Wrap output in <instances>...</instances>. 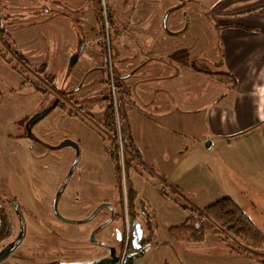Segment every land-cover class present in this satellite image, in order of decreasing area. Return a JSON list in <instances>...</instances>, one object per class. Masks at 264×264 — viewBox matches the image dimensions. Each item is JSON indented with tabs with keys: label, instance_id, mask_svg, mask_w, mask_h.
Returning <instances> with one entry per match:
<instances>
[{
	"label": "rangeland",
	"instance_id": "obj_1",
	"mask_svg": "<svg viewBox=\"0 0 264 264\" xmlns=\"http://www.w3.org/2000/svg\"><path fill=\"white\" fill-rule=\"evenodd\" d=\"M222 1L183 3L214 6ZM116 2L0 0V22L6 34V41L0 40V204L13 225V235L0 242V252L23 234L0 264H98L112 250L121 252L125 223L118 215L117 169L100 124L107 105L104 99L114 90L110 79L116 82L115 96L120 99L109 13ZM128 3L135 5V0ZM108 21L111 27L107 28ZM76 54L79 57L71 66ZM55 104L33 126L35 138H31L27 123ZM256 130L262 137L264 127ZM65 141L77 147L61 146ZM216 149L223 160L226 149L217 138L216 145L206 151L211 155ZM139 174L145 176L140 179L141 192L157 199L153 201L157 211L150 206L159 222L156 241L168 238L171 225L186 220L189 214L182 206L199 212L206 206L180 199L171 208L161 200L162 186L154 184L150 173L133 171L130 182L138 180ZM122 181H127L125 175ZM222 190L231 194L229 187ZM242 190L232 189L231 196L246 209L247 195ZM253 190L264 202V189ZM262 209L256 204L253 216L264 231L256 216ZM222 241L189 243L187 264H199L193 253L216 255L220 260L215 264H256L233 252L232 238ZM160 251L148 243L130 260L134 264H181L173 251Z\"/></svg>",
	"mask_w": 264,
	"mask_h": 264
},
{
	"label": "crops",
	"instance_id": "obj_2",
	"mask_svg": "<svg viewBox=\"0 0 264 264\" xmlns=\"http://www.w3.org/2000/svg\"><path fill=\"white\" fill-rule=\"evenodd\" d=\"M183 1L130 5L117 0L109 9L113 28L125 29H113L112 43L121 122L140 150L138 170L155 177L161 200L171 208L177 203L163 188L178 203L205 205L223 197L234 200L232 189H244L246 209L234 202L257 226L253 213L260 204L256 216L264 225V202L253 190L264 189V133L261 137L256 130L264 127V0H224L214 6ZM216 138L226 149L223 160L217 149L211 155L206 151ZM139 175L133 187L157 211V199L141 192L145 176ZM228 187L227 195L222 189ZM224 238L231 237L211 230L200 244H220ZM158 243L160 252L169 249L181 264L189 263V243L169 236ZM193 254L199 264L220 260L211 253Z\"/></svg>",
	"mask_w": 264,
	"mask_h": 264
},
{
	"label": "trees",
	"instance_id": "obj_3",
	"mask_svg": "<svg viewBox=\"0 0 264 264\" xmlns=\"http://www.w3.org/2000/svg\"><path fill=\"white\" fill-rule=\"evenodd\" d=\"M4 35V29L0 25V38ZM51 80V79H50ZM53 81V80H52ZM111 83V81H110ZM116 94L117 85L114 81ZM106 108L100 119L104 133L109 143V154L117 169V186L119 189V205L122 213L120 218L125 221V202L127 201V211L130 224L140 222L144 231V244H159L156 241L159 222L155 211L142 198H139L137 191L133 187L129 178L134 171L139 172L138 165L143 162L138 146L135 144L122 124L124 117L122 99H117L118 115L116 111L115 98L110 94L105 97ZM58 106V105H57ZM119 125V128H118ZM151 168V167H150ZM153 170V168H151ZM123 175L126 176V182L123 183ZM157 185L159 182L154 181ZM164 194L174 203L170 193L163 188ZM126 196V197H125ZM1 200V198H0ZM189 214L187 220L179 225H171L168 228L169 237L182 243H203L210 231L224 233L232 238L235 246H232L233 252L246 255L256 264H264V256L261 254L264 248V232L254 223V221L229 197H223L207 204L202 212H199L191 206H182ZM206 220L208 223H206ZM13 235V225L6 209L0 204V242L9 240ZM133 236L129 248H132Z\"/></svg>",
	"mask_w": 264,
	"mask_h": 264
},
{
	"label": "water",
	"instance_id": "obj_4",
	"mask_svg": "<svg viewBox=\"0 0 264 264\" xmlns=\"http://www.w3.org/2000/svg\"><path fill=\"white\" fill-rule=\"evenodd\" d=\"M78 57H79V54L74 55V57L71 60V66L75 64ZM55 105L40 112L27 123L26 129H27L28 135L31 138H35L34 134L32 133L33 126L38 121H40L43 117H45L50 112V110L53 107H55ZM209 143L211 144V141L210 142L208 141V144H207L208 146H209ZM65 145H72L74 147H77V144L72 141H65L61 144V146H65ZM77 155H79V153H77ZM132 230H133L132 231V234H133L132 247L134 250L139 251L144 247L143 239H144L145 231L140 222H135L132 226ZM22 238H23V234L18 236L15 240L10 242L8 245H6L2 249V251L0 252V261L4 260L9 255V253L21 242ZM98 264H119V259L117 257L111 256L110 258L100 260ZM125 264H134V261L128 259L125 262Z\"/></svg>",
	"mask_w": 264,
	"mask_h": 264
},
{
	"label": "built area",
	"instance_id": "obj_5",
	"mask_svg": "<svg viewBox=\"0 0 264 264\" xmlns=\"http://www.w3.org/2000/svg\"><path fill=\"white\" fill-rule=\"evenodd\" d=\"M111 27V24L109 23V21L107 22V28ZM113 28V27H111ZM115 31L119 32V33H123L125 32V29L124 28H120V27H115L114 28ZM111 81V79H110ZM111 84H113V87H114V90H113V95H114V98H115V104H116V111H117V116L119 117L118 115V102L116 101V88H115V84H114V81L112 80L111 81ZM118 128H119V125H118ZM131 226H130V223H129V220H128V214H127V211H126V224H125V237H124V243H123V248L120 252V256H119V264H125V262L131 258L132 256V252L130 253L128 251L129 249V242H130V239H131Z\"/></svg>",
	"mask_w": 264,
	"mask_h": 264
},
{
	"label": "flooded vegetation",
	"instance_id": "obj_6",
	"mask_svg": "<svg viewBox=\"0 0 264 264\" xmlns=\"http://www.w3.org/2000/svg\"><path fill=\"white\" fill-rule=\"evenodd\" d=\"M0 25H1V22H0ZM3 27V26H2ZM3 29H4V27H3ZM4 32H5V29H4ZM5 36H6V34H4L3 36H2V38H0V40H2V41H6L5 40ZM19 52H17V54H18ZM56 106V105H55ZM126 197V196H125ZM119 208H120V213L118 214L119 215V217H120V215H121V213H122V210H121V207H120V205H119ZM17 210V209H16ZM126 211H127V201L125 202V210H124V213H125V221H124V223L126 224ZM14 212H15V210H14ZM9 214V213H8ZM127 214H128V211H127ZM10 216V215H9ZM11 219V218H10ZM128 220H129V216H128ZM129 223H130V221H129ZM130 226H131V232L133 231L132 230V226L133 225H131L130 224ZM132 236H133V234H132ZM145 236V235H144ZM144 240V239H143ZM130 241H131V239H130ZM133 241V240H132ZM123 243H124V240H123ZM122 243V244H123ZM129 245H130V242H129ZM145 245V244H144ZM129 247V246H128ZM122 248H123V245H122ZM133 248V247H132ZM122 250V249H121ZM128 251L131 253L132 252V250L129 248L128 249ZM137 252V251H136ZM132 253H134V252H132ZM111 256H113V257H117L118 259H119V256H120V253L118 254V253H116V251L115 250H112L111 251V253H109L107 256H104L105 257V259H107V258H110ZM131 259V258H130ZM101 260V259H100ZM99 260V261H100ZM98 261V262H99Z\"/></svg>",
	"mask_w": 264,
	"mask_h": 264
}]
</instances>
